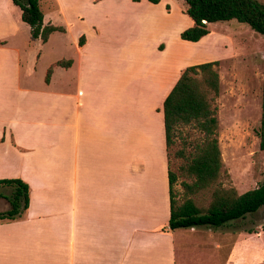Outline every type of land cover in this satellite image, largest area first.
<instances>
[{"label":"crops","instance_id":"0c3cea01","mask_svg":"<svg viewBox=\"0 0 264 264\" xmlns=\"http://www.w3.org/2000/svg\"><path fill=\"white\" fill-rule=\"evenodd\" d=\"M58 1L49 7L59 9ZM132 2H145V11L162 4ZM147 13L127 19L128 34L114 40L116 49L94 44L101 31L83 20L74 52L51 61L70 64L37 82L29 77L41 58L35 42L43 45L65 28L56 25L62 31L43 43L32 39L18 6L0 0V178L28 186L26 208L0 220V264L264 261L257 226L235 231L231 242L222 232L228 222L167 228L162 102L182 67L179 56H167L166 39L182 28L170 23L164 5L157 15Z\"/></svg>","mask_w":264,"mask_h":264},{"label":"rangeland","instance_id":"374dc122","mask_svg":"<svg viewBox=\"0 0 264 264\" xmlns=\"http://www.w3.org/2000/svg\"><path fill=\"white\" fill-rule=\"evenodd\" d=\"M50 1L40 0L41 11L46 14L50 23L64 27L65 31L53 33L43 45L35 42L37 50L42 49L41 58L36 62L29 77L37 82L43 78L45 68L52 60L74 52V37L77 38L86 26L88 27L89 22L101 31L102 38L94 44L112 49L118 47L114 40L128 34L125 25L127 19L145 12L157 15L163 5L175 29L181 27L183 30L191 23L183 12L185 6L182 0H160L162 4L149 6L147 11L145 2L138 6L130 0H100L95 3L92 0H59V9H51ZM258 1L264 3V0ZM83 20L86 21V26ZM107 25L116 28L110 29ZM206 28L207 34L196 42L184 41L174 33L168 35L167 56H179L182 69L204 61L217 60L215 69L219 87L214 104L217 143L222 163L218 184L224 188L232 187L239 194L264 180V151L258 147L257 136L261 87L264 81V36L235 19L207 23ZM22 60L26 58L23 57ZM19 75L26 76L23 66ZM56 76L59 77V72ZM197 137L199 133L191 126H179L166 148V154L168 170L175 177L172 184L175 202L179 204L189 196L197 207L204 210L211 200V190L201 189L187 195L181 186L182 181L191 180L184 175L181 167ZM0 193L10 195L11 187L0 186ZM6 205V201L0 199V210L5 209ZM253 226H257L263 233L261 239L264 243V205L243 218L228 222L222 227V232L229 233L231 242L235 231L247 230ZM214 230L215 228L212 233H215Z\"/></svg>","mask_w":264,"mask_h":264},{"label":"trees","instance_id":"16d2710c","mask_svg":"<svg viewBox=\"0 0 264 264\" xmlns=\"http://www.w3.org/2000/svg\"><path fill=\"white\" fill-rule=\"evenodd\" d=\"M20 9V19L27 24L30 38L45 42L53 31L62 27L42 23V13L37 0H11ZM138 1V0H131ZM157 3L158 0H147ZM184 14L191 25L180 31L182 40L195 42L207 34V23L235 19L245 23L251 30L264 36V3L258 0H182ZM82 35L78 44L82 43ZM69 59H58L45 69L44 80L54 66L66 67ZM217 60L204 61L186 66L162 102L165 145L171 143L179 126H191L198 133L184 165L181 167L189 182H181L182 191L187 195L201 189H210L211 200L201 210L187 196L181 203L174 200L172 184L175 177L167 172L169 215L167 228L194 226L218 227L229 221L243 218L264 205V180L255 187L236 193L232 187L218 184L221 158L217 143V118L215 98L218 94ZM258 147L264 151V81L261 87L260 115L258 125ZM0 186L11 187L10 195L0 193L8 208L0 212L1 219H11L28 204V186L19 178H0Z\"/></svg>","mask_w":264,"mask_h":264}]
</instances>
